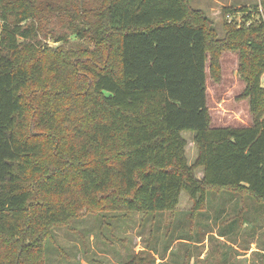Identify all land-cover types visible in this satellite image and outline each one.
Wrapping results in <instances>:
<instances>
[{"label": "trees", "instance_id": "16d2710c", "mask_svg": "<svg viewBox=\"0 0 264 264\" xmlns=\"http://www.w3.org/2000/svg\"><path fill=\"white\" fill-rule=\"evenodd\" d=\"M188 3L0 0V264H45L51 229L68 223L77 207L170 213L184 192L198 210L214 191L264 205V24L252 26L248 14L249 28L226 34L231 48L242 47L253 124L211 128L206 55L210 46L216 68L221 49L209 39L208 20ZM56 16L93 47L63 51L43 43L37 23ZM246 32L255 35L244 38ZM64 81L63 89H50ZM63 127L78 142L73 148L69 134L60 137L66 142L59 140L53 155L68 164L59 169L43 160L45 133L34 130L62 134ZM184 132L193 133L197 149L191 166Z\"/></svg>", "mask_w": 264, "mask_h": 264}, {"label": "rangeland", "instance_id": "374dc122", "mask_svg": "<svg viewBox=\"0 0 264 264\" xmlns=\"http://www.w3.org/2000/svg\"><path fill=\"white\" fill-rule=\"evenodd\" d=\"M188 4L208 20L212 31V38L209 39L219 42L221 49L216 68L213 66L215 58L210 46L206 55V106L210 127H250L253 124V114L249 100L243 97L247 74L243 71L247 67L238 50L242 48L241 41L236 43L240 46L238 49L231 48V39L226 34L231 28H249L251 22L252 26H256L259 19L264 24L260 0H189ZM227 8L242 11L226 14ZM248 14L251 22L244 20V16ZM75 24L83 27L78 20ZM70 25L67 18L49 17L48 21L37 23L38 38L53 49L62 47L63 51L76 45L81 48L93 47L91 42L75 38ZM254 35L246 32L244 38ZM59 37H64V41L57 43ZM81 82L84 80L81 79ZM67 83L68 81L54 84L50 89L61 90ZM259 84L264 90V73L260 76ZM61 130L62 134L34 130V133H45L42 141L45 142L44 150L47 155L43 160L59 169L68 164L67 160L60 161L57 155H53L60 141H65V136L69 134L67 128ZM181 135L186 142V161L191 166L197 156L193 133L184 132ZM61 136L65 139L60 140ZM71 136L70 133L67 138ZM77 142L74 138L70 139L73 148ZM48 150L52 151L48 154ZM195 175L201 179L202 169H197ZM70 178L68 182L74 185ZM75 190L72 187L70 195L79 197ZM54 200V197H48L49 202ZM100 208L99 205L87 210L77 207L75 216L68 223L51 229L44 247L45 264H125L134 257L143 264L264 262V205L249 197H241L229 191H214L207 193L203 207L194 210L193 201L182 192L175 211L146 215Z\"/></svg>", "mask_w": 264, "mask_h": 264}]
</instances>
